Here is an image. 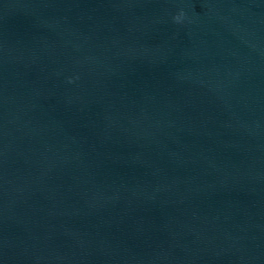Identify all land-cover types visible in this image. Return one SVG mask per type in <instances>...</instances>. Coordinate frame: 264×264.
<instances>
[{"label": "water", "instance_id": "95a60500", "mask_svg": "<svg viewBox=\"0 0 264 264\" xmlns=\"http://www.w3.org/2000/svg\"><path fill=\"white\" fill-rule=\"evenodd\" d=\"M0 264H264V0H0Z\"/></svg>", "mask_w": 264, "mask_h": 264}]
</instances>
